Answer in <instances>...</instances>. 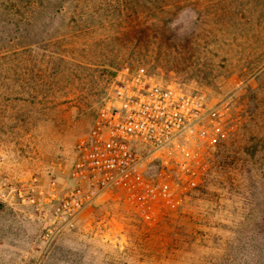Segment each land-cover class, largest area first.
<instances>
[{
    "label": "rangeland",
    "instance_id": "obj_1",
    "mask_svg": "<svg viewBox=\"0 0 264 264\" xmlns=\"http://www.w3.org/2000/svg\"><path fill=\"white\" fill-rule=\"evenodd\" d=\"M21 1L0 0V264H264V0ZM123 68L230 97L236 126L154 218L105 194L45 242L18 192L67 185Z\"/></svg>",
    "mask_w": 264,
    "mask_h": 264
},
{
    "label": "built area",
    "instance_id": "obj_2",
    "mask_svg": "<svg viewBox=\"0 0 264 264\" xmlns=\"http://www.w3.org/2000/svg\"><path fill=\"white\" fill-rule=\"evenodd\" d=\"M236 122L228 96L208 99L176 84L160 85L143 69L123 68L76 144L67 185L51 178L18 197L49 218L45 242L105 194L119 195L148 221L174 203Z\"/></svg>",
    "mask_w": 264,
    "mask_h": 264
},
{
    "label": "trees",
    "instance_id": "obj_3",
    "mask_svg": "<svg viewBox=\"0 0 264 264\" xmlns=\"http://www.w3.org/2000/svg\"><path fill=\"white\" fill-rule=\"evenodd\" d=\"M36 2V3H35ZM20 4H22L21 5V7H25V8H27V7H29V6H31V5H33V4H38V6H44L43 4H44V1H42V0H38V2L37 1H34L33 3H31V1H25V2H19ZM20 21L17 23V24H24L25 26H27V24L29 25V23H27V20H28V18H26V17H21L20 19H19ZM23 34H22V33ZM18 31L17 30V32H13V37H9L8 36V40H7V42L8 43H11L12 41H15L17 38H24V37H26L27 36V33H26V29H24V30H22V31ZM15 36V37H14ZM11 39V40H10ZM208 166H209V164H208ZM204 170V169H203ZM207 171H209V169H207ZM203 172V171H202ZM204 174V173H203ZM207 174H208V172H207Z\"/></svg>",
    "mask_w": 264,
    "mask_h": 264
}]
</instances>
